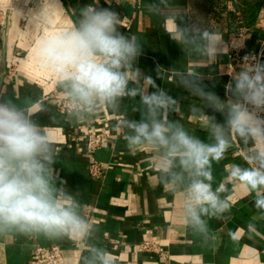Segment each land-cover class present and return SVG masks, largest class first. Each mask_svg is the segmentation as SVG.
<instances>
[{
	"label": "crops",
	"instance_id": "crops-1",
	"mask_svg": "<svg viewBox=\"0 0 264 264\" xmlns=\"http://www.w3.org/2000/svg\"><path fill=\"white\" fill-rule=\"evenodd\" d=\"M109 9L118 16V32L134 38L140 55L129 70V89L113 104H97L90 113L73 116L60 106L69 100L66 90L32 57L36 39L27 42L28 53L19 57L8 77L7 59L17 58V45L0 17V102L30 103V114L39 123L56 152L54 178L61 195L78 202V215L89 225L84 237L44 234H0V264H33L36 247H60L65 264H100L103 252L111 264H264V209L258 194L240 181L229 179V170L264 171L257 151L264 144L245 140L226 125V109L217 111L201 93H213L225 104L238 100L235 82L248 68L229 75V37L250 29L247 51L264 39V0H48L46 21L57 29L78 24L86 6ZM219 37L209 53L204 33ZM13 56V58H11ZM163 91L174 101L159 118L183 127L189 135L214 143L210 128L224 126L228 147L208 169L211 187L229 207L201 213L204 229L194 226L184 208L189 175L174 162L172 175L160 169L164 150L145 146L128 149L124 136L128 122L146 113L141 94ZM98 129L110 134L105 146L88 152L85 133ZM107 168L102 179L90 175L89 165ZM111 240V241H110ZM121 243L116 245L114 241ZM155 243L160 252H140L134 246Z\"/></svg>",
	"mask_w": 264,
	"mask_h": 264
},
{
	"label": "clouds",
	"instance_id": "clouds-1",
	"mask_svg": "<svg viewBox=\"0 0 264 264\" xmlns=\"http://www.w3.org/2000/svg\"><path fill=\"white\" fill-rule=\"evenodd\" d=\"M47 19V10H44ZM118 16L109 9L86 6L78 24L70 29L45 30L32 52L37 65L50 72L66 90L70 114L90 113L97 104H113L125 95L138 94L129 89L130 69L140 55V45L117 29ZM209 53L219 45V37L205 32ZM238 100L225 104L213 93H201L217 111L226 109L227 128L245 140L264 144V118L251 109L264 108V66L256 73L242 72L235 82ZM146 113L139 121L128 122L124 136L129 150L145 146L164 150L160 169L171 174L172 183L181 179L171 170L175 161L189 175L184 208L190 222L204 229L201 213L222 212L229 205L211 187V160L223 158L228 147L224 126L210 128L214 143L207 144L189 135L181 126L159 118L175 101L163 91L141 94ZM30 103L0 102V234H44L84 237L89 225L78 215L79 204L61 195L54 178L56 152L49 136L30 114ZM264 161V148L257 151ZM229 179L240 181L250 190L264 187V171L234 165ZM258 209H264V196L258 194ZM100 264H111L98 252Z\"/></svg>",
	"mask_w": 264,
	"mask_h": 264
},
{
	"label": "built area",
	"instance_id": "built-area-1",
	"mask_svg": "<svg viewBox=\"0 0 264 264\" xmlns=\"http://www.w3.org/2000/svg\"><path fill=\"white\" fill-rule=\"evenodd\" d=\"M250 34V29L242 28L239 32L232 34L228 39V49L230 56V71L229 75L233 74L241 67H246L249 73H256L261 66H264V39L261 41L260 46L255 51H247V39ZM17 58L7 59L5 67L8 70V77L12 76L16 67L20 52L16 54ZM60 106L70 111L69 100L61 99ZM259 117L264 118V108L251 109ZM87 139L88 152L93 154L97 150L103 148L108 140L111 138L110 134L103 133L98 129H91L85 133ZM107 168L97 161H93L89 165L90 175L95 179H102L105 175ZM111 241V240H110ZM118 245L120 241H114ZM140 252H160L161 249L151 241H144L137 247ZM33 264H65L63 249L60 247H41L38 246L32 253Z\"/></svg>",
	"mask_w": 264,
	"mask_h": 264
},
{
	"label": "rangeland",
	"instance_id": "rangeland-1",
	"mask_svg": "<svg viewBox=\"0 0 264 264\" xmlns=\"http://www.w3.org/2000/svg\"><path fill=\"white\" fill-rule=\"evenodd\" d=\"M47 4L48 0H0V17L21 57L28 53V41H37L45 30L57 29L44 18Z\"/></svg>",
	"mask_w": 264,
	"mask_h": 264
}]
</instances>
